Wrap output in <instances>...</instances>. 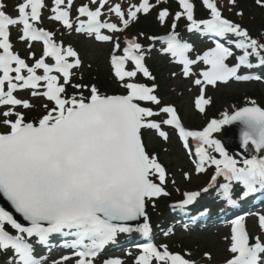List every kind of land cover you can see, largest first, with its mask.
Here are the masks:
<instances>
[{"label":"snow or ice","instance_id":"snow-or-ice-1","mask_svg":"<svg viewBox=\"0 0 264 264\" xmlns=\"http://www.w3.org/2000/svg\"><path fill=\"white\" fill-rule=\"evenodd\" d=\"M228 2L235 6L237 0ZM90 3L96 7L92 9L83 4L77 9L79 16L86 19L78 20L75 31L94 36L97 41L109 42L114 41V37L102 30L123 33L138 20V14L148 15L161 0H156V4L139 0L130 3L126 10L120 3L108 5V0H98V3L90 0ZM256 3L264 7V0H256ZM202 4L209 10L210 18L196 19L192 0H178L180 11L175 13L174 20L186 17L189 31L201 30L226 39L242 53L230 66L227 61L234 52L218 39L214 47L192 58L189 56L192 45L177 38L176 23L172 24L173 31L164 38L167 44L164 51L182 65L184 77H197L193 83L200 86V95L195 107L203 113L205 106L211 103L210 98H205L206 86L262 78L238 73L242 66H252L251 57L264 65V40L253 38L247 28L225 18L217 0H202ZM54 5L50 18L72 29L69 11L72 0L67 3L54 0ZM106 5L108 12L118 18V23L101 19ZM44 7L43 0H20L15 5L16 16L13 17L0 0V106L6 109L0 111V126H3L0 130V194L27 222L25 226L12 211L0 207V250L12 252L13 259L9 264H45L43 258L35 257L28 238L35 237L38 243L47 244L52 234L73 235L76 239L66 246L78 250L71 256L53 259L52 264H71L73 257L75 264H95L101 251L115 243L119 234L138 231L148 236L152 227L146 208L157 198L169 195L165 189L169 174L158 155L147 150L142 134L144 129H154L167 140L168 134L161 130V124L172 126L179 131L185 148L188 147V137L195 138L199 142L195 171L203 173L206 166L215 168L206 187L184 192V198L175 207L185 208L193 204L201 192L207 193L214 188L221 176L228 181L220 188L230 205L237 203L233 199L232 181L243 185L241 198L257 191V186L264 189V107L252 100L250 106L240 107L231 114L223 112L220 119L210 120L202 131H187L175 107L165 105L159 112H154L151 107L141 106L140 102L154 105L162 102L155 94V84L149 87L132 82L137 73L149 80L155 79L145 66L143 46L136 38L127 39L123 55H117L115 53L121 45L116 37L111 55V67L126 94L109 95L101 92L95 84L73 83V70L81 65L79 54L71 46L65 49L58 45L52 32L36 27ZM168 17L167 8L158 12L157 19L161 23ZM10 26H22L19 38L23 41H43V55L32 65L12 50ZM230 35L235 39H227ZM46 57H51L54 63L46 62ZM69 58L73 59L70 61ZM129 61L134 65L132 70L126 69ZM200 62L206 67L198 74L194 73L193 65ZM38 69L43 70V75L37 74ZM67 86L87 89L89 94L85 96L81 91L69 96ZM18 89L31 90L32 97H43L49 102L42 105L44 113L40 117L28 120L23 112L16 110L17 106L23 109L35 107L29 99L17 98L14 93ZM159 113L167 114L168 118L160 122L152 119ZM233 122L242 125V146L246 149L253 146L262 153L261 156L237 160L229 155L220 140L213 138V133ZM209 149L219 153L220 158L211 155ZM184 177L190 179L188 173H184ZM140 217L144 218V223L134 229L131 222ZM9 226L15 235L10 233ZM258 228L264 231V215L258 216ZM139 247L141 251L134 264H197L188 258L190 252H173L167 244L146 243ZM228 251L232 255L224 264H264V240L257 236L250 244L243 217L233 221ZM204 256L212 260L210 253L206 252ZM103 264L123 262L110 258Z\"/></svg>","mask_w":264,"mask_h":264},{"label":"rangeland","instance_id":"rangeland-1","mask_svg":"<svg viewBox=\"0 0 264 264\" xmlns=\"http://www.w3.org/2000/svg\"><path fill=\"white\" fill-rule=\"evenodd\" d=\"M8 1L10 2V0H3L4 3ZM11 1L13 3H10V7L7 8L6 11L10 12L9 14L15 17V5H17L20 0ZM65 3H67V0H65ZM115 3H120L126 10L130 3H134V0H115L111 5ZM218 3L221 4L220 6H223L221 1ZM44 5L45 7L43 17L38 25L40 28L50 29L54 33L56 42L59 45H62L65 49L71 46L79 54L81 65L78 69H74L73 79L81 84H84V79L92 74V72L94 75H100V77L102 74L108 75L109 58L113 54L112 47L116 37L119 38L121 47H126L125 42L127 39L136 38L137 42L142 44L143 51L146 54L148 53L150 58V67L151 65H154L152 63H156L158 66H160V90L162 89L161 92H163V94L160 92L161 97L158 96V98L162 103L161 105H154L149 102H145L146 106L151 107L154 112H159V109L165 105H173L178 109L181 119L185 125L191 129V131H202L210 120L220 119L223 112L227 111L229 114H231L240 107L250 106L249 101L252 100V97L257 98L260 101L259 106L264 107V82L241 84L238 83V81L233 80L224 85L205 87V98H210L211 103L206 105V113L201 114L195 107V101L200 95V86H197L193 83V80L197 77H184L182 74V68L172 67V62L168 57H164V53H162L161 50L154 52L150 51L152 45L150 42L146 41V39H142L143 33L141 31L133 29L134 27H132V31L129 29V31L125 30L124 33H114L112 35L114 37V41H111V43L100 44L95 40L94 37L83 36L82 33L75 31V27L78 24V21L75 17L72 20L75 26L72 30L62 28L56 24L55 20L50 18L53 15L52 8L55 6L54 0H44ZM72 10L73 4L71 9H69L70 13H72ZM260 11L261 10L259 9L258 11H255V15H258ZM107 12L104 14L106 21L118 23V18L115 16V14ZM167 32L161 31L158 34L161 36ZM20 35L21 32L18 29V26H13L12 39L14 38L13 41L15 44L13 49L15 52L25 56L30 65H32L35 59H38L40 56H42L41 49L37 45H33L28 41L21 40L19 38ZM253 37L256 38L255 35H253ZM237 53L238 55L242 54L241 50L239 49ZM250 59L256 60L258 62V59L255 57H251ZM69 60H72V58H69ZM236 62L237 61L234 58V64ZM201 67L202 62L198 63L194 67L193 72L198 74V72L201 70ZM173 73L176 75H173ZM144 80L145 77L140 76L135 81L138 83H144ZM93 81V84L97 85L103 93L109 95H113L115 93L121 95L126 93V89L122 87V82L116 77H110V80H107V83H104L103 85L98 83V79H94ZM81 91L85 96L89 94L87 89H75V92L78 94ZM75 92L72 91L73 94ZM30 93L31 90L25 89L21 95V98L29 99L30 102L35 105V107L32 109H23L22 107H19L16 110L23 112L26 116V119L34 120L44 113L42 105L49 102L43 97H32ZM49 106L51 107L52 105L49 104ZM3 110L6 109L0 106V111ZM159 116L160 117L154 116L152 119L160 122L165 118L163 113H159ZM164 125L165 124H163V128L161 130L168 134L169 131L164 129ZM224 129L225 126L220 132L213 133L214 139H219L223 134ZM0 130H3V126H0ZM145 130H147V132L145 133L143 140L146 144L147 150L150 153L158 155L160 162L166 167L168 174H170V177L168 175V183L165 185V189L169 192V196L157 198L154 203L150 202L147 206L148 218H150V220L156 219L157 221L159 220L160 214H164L165 212L167 213V210H169V202L172 203L182 200L184 197L183 194L186 191H200L203 187H206L211 173L205 172V174H199L195 171V162H197V159L193 162L195 156L183 151L174 134H169L168 139L164 140L158 135L156 131H153V129ZM196 145L198 147V144ZM209 152L211 155H213L210 149ZM213 156L217 158L219 154H214ZM184 173H188L190 179H185ZM173 180H175V183L172 182ZM151 210H154L153 213L158 214V216L150 214ZM248 222L252 231V237L256 238V233H264V231H261L258 228L257 219L254 220L253 218H249ZM165 233H167V235H165ZM165 233L162 235L159 234L158 236L160 245L167 244L170 246L171 251L173 252H180L182 254L190 252L191 256L188 258L196 261L197 264H221L225 261V259L232 255L228 251L230 245V233L227 226L212 228L208 229L207 231H200L196 233H179L175 231L172 233ZM122 248L123 247L118 249ZM206 252L211 254V261H209L204 256V253ZM118 256V259H120L123 264H134L133 254L127 253L126 249H122ZM11 260L12 259H8L1 264H9Z\"/></svg>","mask_w":264,"mask_h":264},{"label":"trees","instance_id":"trees-1","mask_svg":"<svg viewBox=\"0 0 264 264\" xmlns=\"http://www.w3.org/2000/svg\"><path fill=\"white\" fill-rule=\"evenodd\" d=\"M171 3L172 4L169 5L170 10L172 12L178 11L179 7L177 3ZM226 6L227 10H225V13L229 15L231 19L235 20L239 24H242L243 27L247 28L249 32L255 35L257 38H264V7L257 5L256 0H237L235 6L231 5L229 2L226 4ZM258 9L261 11L258 13V15H255V11H258ZM239 12H242L243 15H237ZM136 29L149 35L158 34L159 32L163 31L162 28L156 23L154 17L139 20L138 24L136 25ZM165 29H170V23H168ZM101 77L100 83L102 85L107 83V80H109V75L102 74ZM158 82L160 83L159 76Z\"/></svg>","mask_w":264,"mask_h":264},{"label":"water","instance_id":"water-1","mask_svg":"<svg viewBox=\"0 0 264 264\" xmlns=\"http://www.w3.org/2000/svg\"><path fill=\"white\" fill-rule=\"evenodd\" d=\"M242 125L239 122H233V124L229 125L227 132L223 137V143L225 148L229 152H236L241 155L243 158H251L252 156L259 157L262 153L257 152L253 146H249L247 149L242 146L241 138H240V130ZM0 204L5 207L7 210L13 212V214L19 219H23L19 216L18 213H15V210L11 208L10 202L7 201L6 198L0 194ZM20 219V220H21Z\"/></svg>","mask_w":264,"mask_h":264},{"label":"bare ground","instance_id":"bare-ground-1","mask_svg":"<svg viewBox=\"0 0 264 264\" xmlns=\"http://www.w3.org/2000/svg\"><path fill=\"white\" fill-rule=\"evenodd\" d=\"M254 240H255V237L251 238V242H254Z\"/></svg>","mask_w":264,"mask_h":264}]
</instances>
